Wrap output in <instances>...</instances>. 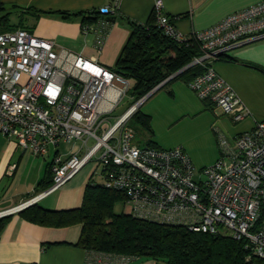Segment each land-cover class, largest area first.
<instances>
[{"label":"built area","instance_id":"obj_1","mask_svg":"<svg viewBox=\"0 0 264 264\" xmlns=\"http://www.w3.org/2000/svg\"><path fill=\"white\" fill-rule=\"evenodd\" d=\"M121 0L98 8L95 23H83L84 36L94 32L95 47L104 43L107 14ZM155 0L156 23L176 40L190 36L201 53L190 64L201 70L187 83L195 94L233 122L250 114L234 88L212 62L231 47L264 39V0L237 9L212 25L190 34L176 30ZM24 77L23 81H20ZM131 82L93 57L37 36L25 27L0 31V133L17 145L45 157L50 150L51 183L19 204L0 210L18 211L59 188L86 163L99 167L101 183L124 194L128 212L190 230L227 234L242 240L247 258L264 264V120L229 138L217 130L220 154L197 173L185 149L176 145H139L127 122L146 99L129 105L119 116L112 111ZM78 141L76 150L63 155L59 145ZM134 256L86 251V264H127Z\"/></svg>","mask_w":264,"mask_h":264},{"label":"crops","instance_id":"obj_2","mask_svg":"<svg viewBox=\"0 0 264 264\" xmlns=\"http://www.w3.org/2000/svg\"><path fill=\"white\" fill-rule=\"evenodd\" d=\"M1 1L0 25H6L5 20L10 21L13 15L16 17V21H10L4 30L25 27L37 36L50 38L61 46L112 67L128 37L130 21H146L155 0H121L116 11L106 15L110 23L100 51L95 47L94 32L89 31L84 36L81 25L84 17L95 16L98 8L111 0ZM257 1L162 0V9L177 31L190 34ZM212 65L250 111L239 121L233 122L229 115L201 100L183 79H174L159 86L141 103L142 108L140 105V109L149 115L151 132H148V141L159 147H173L178 143L163 135V127L183 117L195 120L207 141L208 145L203 149H208L209 158L203 159V151L197 154L186 142L182 145L198 170L219 156L217 129L231 138L251 129L256 120H264V39L231 47ZM78 145L75 140L62 142L59 150L67 155ZM53 154V149L45 157L31 154L21 149L14 137L0 133V210L19 204L35 189L42 190L48 186ZM72 177L36 202L52 210L81 205L85 185L93 176L84 173L73 180ZM124 209L128 212L125 203ZM80 231L81 223L78 222L55 226L31 220L20 210L11 212L0 231V264H86V250L75 244Z\"/></svg>","mask_w":264,"mask_h":264},{"label":"trees","instance_id":"obj_3","mask_svg":"<svg viewBox=\"0 0 264 264\" xmlns=\"http://www.w3.org/2000/svg\"><path fill=\"white\" fill-rule=\"evenodd\" d=\"M2 8L0 0V10ZM99 16L98 11L95 16L84 17L82 24L94 23ZM129 27L128 37L111 68L130 80L127 90L133 99L130 105L166 79L161 86L174 79L188 82L201 70L199 65L190 64L201 53L199 42L191 36L179 41L166 34L156 23L153 11L146 21L132 20ZM130 118L151 132L149 115L140 109V105ZM147 144L152 145L150 141ZM50 183L51 176L48 185ZM120 199L124 200L121 191L90 177L78 207L52 210L34 202L20 211L43 224L81 223L75 244L86 251L123 253L134 258L145 255L161 259L164 264H261L258 257L247 258L248 249L242 240L227 234L190 230L178 224L143 219L125 211L116 213L114 204ZM10 214L0 216V231Z\"/></svg>","mask_w":264,"mask_h":264},{"label":"rangeland","instance_id":"obj_4","mask_svg":"<svg viewBox=\"0 0 264 264\" xmlns=\"http://www.w3.org/2000/svg\"><path fill=\"white\" fill-rule=\"evenodd\" d=\"M11 17V16H10ZM10 21H16L15 15H13L10 18ZM8 20L5 23L6 25L1 24L0 30H4L5 26H9L10 23ZM11 24V23H10ZM115 64V63H114ZM24 77H21L20 81H23ZM147 98V97H146ZM132 97L127 93L122 97L116 108L112 111L110 118H114L119 116L132 102ZM141 105V104H140ZM143 105V104H142ZM141 105V108H142ZM195 120H192V118L183 117L180 120L170 124L167 127H163L162 133L163 135L168 136V139H171L174 142H178L173 146L180 145L183 147V142H186L188 146L192 147L194 150H196V153L198 154L202 150L203 152L202 157L203 159H208L210 155L208 149H203L206 147L207 141L205 137L203 136L202 130L199 126H197L196 123H194ZM127 124L133 128L134 130V141L138 143L139 145H144L149 140V133L142 128L133 118H129ZM218 130V129H217ZM217 136V131H216ZM218 144V141H217ZM184 148V147H183ZM220 154V151H219ZM201 157V158H202ZM218 158V157H217ZM196 168V177L199 178L201 176V173L198 170V166H195ZM99 167H96V163L94 161H90L86 163L73 177L72 180L77 178V176L87 173L91 174L93 179L100 183L101 178L99 176ZM114 211L116 213H121L122 211H125L124 209V201L122 199L118 200L114 204ZM127 264H164V261L161 259H154L149 256L141 255L137 256L134 259L130 260Z\"/></svg>","mask_w":264,"mask_h":264},{"label":"water","instance_id":"obj_5","mask_svg":"<svg viewBox=\"0 0 264 264\" xmlns=\"http://www.w3.org/2000/svg\"><path fill=\"white\" fill-rule=\"evenodd\" d=\"M182 70V69H180ZM172 76V75H171ZM167 80V79H166ZM166 80L162 81L161 83H159L157 86H155L153 89H151L149 92H147L145 94V97H147L149 94H151L156 88H158L159 86H161L162 83H164ZM10 212H1L0 213V216H3V215H6V214H9Z\"/></svg>","mask_w":264,"mask_h":264}]
</instances>
